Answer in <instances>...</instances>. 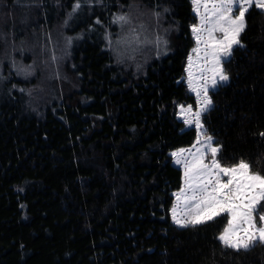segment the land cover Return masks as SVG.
I'll return each instance as SVG.
<instances>
[{
	"label": "trees",
	"instance_id": "1",
	"mask_svg": "<svg viewBox=\"0 0 264 264\" xmlns=\"http://www.w3.org/2000/svg\"><path fill=\"white\" fill-rule=\"evenodd\" d=\"M139 1L0 0V15L36 20L15 25L16 40L43 23L52 32L67 23L70 35L66 61L53 59V99L34 76L0 82V264H264V244L236 251L217 239L226 215L197 227L172 222L183 182L172 153L197 139L178 110L195 104L184 68L198 20L190 0ZM30 2L27 15L17 4ZM134 35L139 42L114 56ZM240 40L202 122L222 166L243 160L264 175V11H248ZM49 56L25 69H42L41 58L50 67ZM31 96L42 97L35 112Z\"/></svg>",
	"mask_w": 264,
	"mask_h": 264
},
{
	"label": "snow or ice",
	"instance_id": "2",
	"mask_svg": "<svg viewBox=\"0 0 264 264\" xmlns=\"http://www.w3.org/2000/svg\"><path fill=\"white\" fill-rule=\"evenodd\" d=\"M192 4L199 17V23L191 28L196 41L192 51L202 60L199 79L203 83H194L189 56L188 83L197 97V108L193 111L191 105H181L180 115L185 125L195 126L197 139L192 146L195 151L172 153L175 163L184 169V187L175 194L172 218L179 227L187 228L226 215V225L217 239L227 248L248 250L257 243L264 244V175L253 173L243 160L222 166L217 159L220 147L213 146L212 137L205 135L201 117L213 103L209 86L215 88L229 80L223 62L232 55L234 46H243L239 37L246 27V13L252 7L264 11V0H192ZM79 7L77 3L75 9ZM116 22L129 23L125 16L117 17ZM132 31L135 33V29ZM138 42V35L124 41L129 46Z\"/></svg>",
	"mask_w": 264,
	"mask_h": 264
},
{
	"label": "rangeland",
	"instance_id": "3",
	"mask_svg": "<svg viewBox=\"0 0 264 264\" xmlns=\"http://www.w3.org/2000/svg\"><path fill=\"white\" fill-rule=\"evenodd\" d=\"M31 1H33V0H31ZM190 3L192 4V0H190ZM17 5H19L18 7L26 8V10H27L26 14L27 15H29L28 14V8L35 6L34 2H30L28 4H22V5L18 3ZM4 6H5L4 3L0 4V12L1 13H3L2 8ZM140 6H141V2L139 0H134L133 8L137 9ZM192 7H193V13L197 17V20H198L197 24H198L199 23V17L194 12L193 4H192ZM7 11H9V12H7L5 15L4 14L0 15V41H2L4 44L3 45L4 52L1 56L2 60L0 62V64H1L0 82L2 83L4 81L2 76H4L7 80H11L15 76V74L22 75V76L28 77V78L30 76H34V78H33L34 81L36 79H38L37 86L42 85L38 90L41 92L46 91V90L49 91V99H53L55 92L53 90H51L50 87H48V85L51 86V84L48 82H50V80L55 77L54 67L57 65V61L54 62L53 59H55V60L58 59L60 63H63L64 59L66 61V58L68 56L69 48H68L67 43L70 42V35L66 32V29L68 28V26H67L68 24L62 22L61 24L57 25V30H56V27H54L53 32H52L51 27H50V29L48 27L49 23H47V24L43 23L42 25H39V28H41V29L37 30L34 28V30H32V34H30V32H29L28 34L23 36L21 38V40H16L15 37H17V36H16V32H15V27H16L15 25H22L23 28L26 29V28H28L29 23H31V21H34V17L31 16L32 20L30 21V18L28 20H26V18L24 16L22 18H19L17 16L18 14H15L14 11H11V10H7ZM144 15H148V12L144 11ZM246 15H247V13H246ZM246 15H245V21H246ZM73 17H74V14L73 15L71 14V16L68 17V20H72ZM7 21L10 22L12 25L15 23L14 27H13V31L9 32V33H6V30H4L5 26L8 23ZM33 26H35V25H33ZM241 34H240V36H241ZM192 35H193V33H192ZM193 39H194L193 40V42H194L193 48H195L196 47V41H195L194 36H193ZM239 39H240V37H239ZM125 40H128V36H125L119 40L120 43H117V45H116L117 48L115 50H113L114 56L117 57V51H120V52L122 50L124 51L123 44H124ZM50 42H55L54 46L50 47ZM133 47H135V45L132 46L131 51L127 54V57H125L126 60H130V57L132 54L135 55L136 50H134ZM236 47H238V46L233 47L232 55H233L234 49ZM193 48L189 52L187 63L185 64L184 76H185V82H186L188 91H189V93H191V95L194 97V100H195V104H193V105L191 104V106L193 107V111H195L197 108V97H196L195 93L190 90L189 83H188L189 56H192L191 71L193 73L194 83L197 86H199L201 83H203V81H201L199 79V77L201 75L200 69H201V65H202V60L197 59L196 54L193 53V51H192ZM46 51L51 56V57L49 56V60L52 63V65L50 67H49V65L45 66L46 61L44 60V58H41L38 60V65L41 66L42 69H38L36 67H33V69L31 68L30 70L25 69V68H27V66L31 65V63L34 61V55H36V59H37L39 54H41V56H42L43 52H46ZM25 52L30 53V55L28 57H26ZM57 54H58V56H57ZM201 55H202V53H201ZM230 57H227L225 59V61H228L230 59ZM117 59H118V63H120V62L122 63V59L121 60L119 58H117ZM224 62H223V68H224ZM132 67L134 70H136L137 65L133 64ZM38 72H40L39 75H37ZM44 74H45V76H44ZM44 82H47V83H44ZM228 83H229V80L226 82H219L215 88H212L211 86H209L208 95L210 96V98H211V93L217 91L221 86L226 85ZM58 87H59V89H61L60 85ZM32 91L34 92V91H36V89L29 90L27 92V94L31 95ZM41 92H40V94H41ZM31 99H34L33 100V106H28V108L31 111L35 112V111H37L38 107L42 108V105H41L42 97L41 96H39V101L35 97H32V96H31ZM180 106H179V110H178V117H179L180 121L183 122V119L181 118V115H180ZM183 106L186 108L189 105H183ZM212 106H213V103H212ZM212 106L210 107V109L212 108ZM206 113L202 114L201 120L203 119V116ZM184 126L186 129H195L194 125L187 126L184 124ZM204 129H205V127H204ZM205 135L209 136L206 134V129H205ZM212 144H213V146H216L214 137H212ZM192 146L188 147V148H184V150L192 149L193 151H195V149H193ZM178 151H180V150H178ZM178 151H174V152H178ZM184 155L187 156L188 152L185 151ZM172 158H173V165L175 167H177L178 169H180L182 171V174H184V169H183L182 164H176L175 163L176 158L173 156H172ZM217 159H218V155H217ZM209 160H210V154L208 157H206L205 162L207 163ZM253 173H256V172H253ZM182 187H184V175H183ZM179 191H176L173 194L174 205H176L175 194L178 193ZM174 205H173V207H174ZM170 214H171V219H172L173 224L178 226L173 221L172 212Z\"/></svg>",
	"mask_w": 264,
	"mask_h": 264
}]
</instances>
